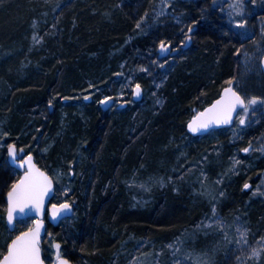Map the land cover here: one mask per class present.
<instances>
[{
  "label": "trees",
  "instance_id": "1",
  "mask_svg": "<svg viewBox=\"0 0 264 264\" xmlns=\"http://www.w3.org/2000/svg\"><path fill=\"white\" fill-rule=\"evenodd\" d=\"M103 1L74 0L62 6L56 13L62 28L49 30L47 36H42V45L30 51L32 25L44 12L47 11L48 16L53 14L52 3L0 0V51L12 52H6L0 59V68L9 70L14 66L7 76L0 72V77L9 83V91L4 97L0 95V127L9 133L7 143H15L33 155L36 151L30 148L31 143L40 139L41 147L46 150L45 161L37 156L34 158L40 169L50 171L48 163H51L53 168L68 172L73 166L72 199L78 205L74 208L78 217L69 234L57 239L63 254L73 264L84 261L75 253L77 249L87 257L88 264L105 263L101 254L107 248L104 244L119 230L125 232L126 238L132 236L155 244L188 237L190 250L204 253L219 247L215 264H234L233 260L231 263L225 259L224 248L218 245L211 229L203 228L210 214L205 200L194 201L190 192L179 185L180 191L169 187L155 195L147 208L132 210L126 204L124 181L135 175H169L175 162L173 158L177 157L174 149L182 142L180 137L192 142L188 143V147L193 146L192 150L197 149L192 156L195 161L206 151L200 146L202 138L187 133L186 124L215 100L222 88L230 86L227 79L235 72V64H227L226 56L223 58L226 45L221 42L218 30L227 35L231 46L232 43L235 46L236 40L212 16V0L182 2L190 15L186 27L192 20L197 24L193 26V41L187 47L190 51L182 61L173 64L159 88L162 105L152 109L127 101L107 114L97 101L104 95L116 98L117 90L104 88L94 97L79 102L80 94L90 84L106 87L118 64L132 57L134 49L157 52L161 39L166 43L167 39H172L175 45L183 36L176 27L165 25L124 44L142 14L140 6L139 10H132L127 8L130 2H124L119 10L113 11L109 22L104 14L107 9L101 5ZM207 12L212 14L205 18ZM122 45V55L114 56V62L109 61L113 48ZM227 45L230 49V44ZM205 50L211 51L209 57L222 56L221 62L198 64L206 58ZM23 62L25 66L21 70ZM49 99L53 100L52 106L48 105ZM79 104L82 108L77 111ZM263 132L264 120L249 124L234 149L238 151L249 146ZM0 153L5 155V149ZM72 161L75 163H70ZM263 171L264 156H256L249 161L247 170L226 177L229 181L225 184L222 204L245 213L251 229H259L261 235L264 233V206L247 204L250 192L243 185L254 186ZM204 172L211 178L219 173L206 162ZM4 175L0 169V201L5 208V195L19 177L7 181ZM57 228L48 225L41 240L46 264H52L47 236L51 231L57 232ZM106 260L111 261L110 257Z\"/></svg>",
  "mask_w": 264,
  "mask_h": 264
},
{
  "label": "rangeland",
  "instance_id": "2",
  "mask_svg": "<svg viewBox=\"0 0 264 264\" xmlns=\"http://www.w3.org/2000/svg\"><path fill=\"white\" fill-rule=\"evenodd\" d=\"M72 1L74 0H45L46 4L52 3V8H54L57 4H60L62 7ZM112 1L113 0H105L101 3V5L104 6L102 8H105V10L107 9L103 12L109 22H111L110 18L112 17L113 11L119 10L126 1L130 2L127 8H131L132 10L135 8L139 10L138 6H140L139 11L142 12L141 16H144L147 11L146 22L141 21V28H137L135 26L130 34V37L125 40L124 44L129 43L132 39L142 38L148 33L153 32V30L155 31V29L161 28L165 25L176 27L178 33H180L182 29L185 33H187L186 24L190 15L185 12V7L182 5V2L191 0H172V4L166 9L165 14L158 18L156 16V12L159 11L161 0H115V2L117 1L116 4H113ZM137 2H141L140 5H137ZM229 2L230 0H212L210 11H212L213 14L212 12H207L205 15V18H207V15L212 14V16L216 17V20H218L217 23L224 25L226 27L225 29H231L229 33L236 40L235 46L233 43L231 46V41L227 35L222 31L220 33L218 30L221 42L223 41L226 45V48L224 47L223 49V58L226 56L227 64H235V72L232 74V77H228L227 84H229L231 79V86L235 87L241 95H246L248 97L253 95L264 96V76L260 69V61L264 54V51L261 50L264 49V39H262L260 32L262 24L261 17H264V0H256L255 5L251 3V0H245L247 9L250 11V15L247 19L249 21V25L251 26V28L247 31H251L253 33L255 37L254 40L251 36H249L248 39H243L242 37L247 35V31L244 29H236L228 20L226 12L221 11L222 8H226ZM43 6L44 3L41 7ZM61 7L57 8L56 11H52L53 14L50 16H48L49 13L47 11H43L44 14L42 15V18L33 23L29 39L30 51L37 50V48L42 45L41 38L44 34L47 36L49 30L53 28H62L60 27L58 16H56L57 11L60 10ZM176 16L182 17V23L174 18ZM34 35L36 40L33 39ZM227 43L230 44V49H228ZM123 45L113 48L108 59L109 61L113 60L114 62L116 59L114 56L119 57L122 55ZM188 46H182L178 50L173 51H160L158 49L157 52L150 51L149 49H140V51L138 49H134L132 57L127 60H123L118 64L116 72L113 73L112 79L110 78L109 84L106 87H88L80 94L78 99L79 102H81V100H85V96L88 97L87 100L94 97L97 93L105 90L104 88L108 91L117 90V97H112L110 107L104 111L107 114H110L112 111L125 105L127 101H133L132 92L134 90L135 83L138 82L141 84L142 88L141 100L139 103L146 108L155 109V107H160L163 99L161 93L159 92V88L166 78L168 70L174 66L173 64H177L179 61H182L185 53L190 51L189 49L187 50ZM238 48L241 49L240 52H237ZM6 52L9 54L12 53L9 50L0 51V59L4 57ZM204 52L206 53V58H202L203 62L198 64L216 65L221 62L222 56H216L214 54V56L209 57V53H211V51L205 50ZM245 52L250 55L246 57ZM165 61H167L166 64ZM246 61L248 62L246 63ZM24 62L20 64L21 70L25 66ZM13 67H10V69L12 70ZM7 69V67L4 70L0 68V72L7 76V73L11 72L10 69ZM143 69H147V71H144ZM13 72H15L14 69ZM118 73H124V75H117ZM128 75L132 76V80L129 81L127 79ZM97 88L99 91H96ZM8 91L9 83H7V80L0 77V95L4 97ZM121 91L124 92L123 96L119 95ZM89 93H91V95H89ZM103 97L99 101H101ZM99 101H97L98 106L100 104ZM157 101H159V103ZM81 108L82 106L79 104L76 107V110L80 111ZM250 112L251 114L246 117L247 123L244 126L238 127V116L243 115L242 112H239L232 127L222 129V131L219 132L211 131L208 134L199 137L202 138L200 146H203L206 151L201 153L202 155L197 159V161H195V158H192L194 153L197 152V149L192 150L193 146L188 147V143L191 145L192 142H189L186 138L180 137L179 139L182 140V142L179 148L176 147V149H174L177 157L173 158L175 162L169 175H162L161 177L135 175L134 177L124 181L126 186L125 194L127 207L132 210L147 208L152 203L154 196L161 194L159 193L160 191H164L169 187H173V190L180 191V185V187L187 189V192H190V197L194 201L201 202L205 200L207 202L210 206L209 217L212 216L213 204H215V208L217 209L219 215L222 216L228 224H234L235 218L239 217L242 225L250 228L251 233L254 234V236L249 239L250 244L255 246V238L259 237L262 231L259 229H251L245 213H241V211L237 212L229 206H222L225 196V184L229 181L226 177H230V174L233 173L230 171L232 159L235 158L241 161V164L236 167L234 172L236 174L247 170L249 168V161L255 160L256 156H264V132L253 141L251 144L252 150L249 153H243L242 151L238 152L233 147L239 141L249 124H254L260 120H264V105L258 103L250 110ZM2 132L6 131L0 127V133ZM7 137L0 138V150L3 148L5 149V155L0 153V169L5 174V179L10 181L12 178H18L20 173L16 169L10 167L7 163ZM41 146V140L37 139L35 144L31 143L30 148L33 151H36V153L33 154L34 158L37 156L45 161L46 159L43 155L46 153V150ZM186 147H188L187 150ZM21 148L22 147H17V149ZM18 153L21 157L28 154L25 149L23 152L18 151ZM179 155L181 156L179 157ZM74 156L77 160L76 156H78V154L75 153ZM181 158L183 159L180 160ZM205 162L207 165L211 164L212 168L219 171V173L214 175V177L211 175L212 178L208 173L207 175L206 172H204ZM48 166H50V171H43L53 178L55 197L52 198L51 202H60L63 198H67L73 205V208H75V206L78 207L76 201L72 199L71 176L64 175L59 180H56L55 170L58 169L53 168L51 163H48ZM202 166L203 169H201ZM71 168H73V166H71ZM199 169L200 171H198ZM64 172L67 173L66 171ZM221 176L224 177L222 181L220 180ZM205 177H208L209 179H206ZM60 185H67L69 187V192L64 193ZM257 188H259L260 191H255ZM248 189L250 192V198L246 200V203L252 205L255 203V205L259 204L260 206H264V171L260 175L257 183ZM221 192H223V196L220 195ZM77 217V213H73L70 218L63 220L57 226V232H49L51 233V236H47L46 244L52 264L55 260V249L52 245L58 242L57 239L59 237L65 236L66 233L69 234V230L75 226V220ZM32 224L33 219L19 220L16 222L15 232L10 233L6 227L5 208L0 201V258L3 256V252L6 251V244L7 242H10V238H13L22 230H27L28 227L32 226ZM207 224L208 220L206 221V224L203 225V228H207L205 227ZM197 229L200 230L201 228ZM210 229V232L216 236V242H219L218 245L223 246V255L225 256V259H228V261L230 260L231 263L233 260L234 264H238L236 257L241 256V251L237 250L234 245L226 244L224 242L223 233L221 231L219 232L217 226L213 225ZM125 236L126 234L122 230L116 231L110 235L109 241L104 244L107 248L104 253H101L105 257V263L103 264H204L205 256L203 254L205 253L210 256L213 264H215L214 257L218 254L217 252L219 250V247L212 249L210 252L204 253H199L196 250H190L187 242L188 237L180 238L168 244H155L152 241L133 239L132 236L126 238ZM229 237L233 241L237 238L234 227L229 232ZM169 245H172V247L170 248ZM74 251H76L75 253H77L78 256L84 260L82 264H88V261H86L87 257L82 254L84 256L83 257L81 252H79V249ZM244 252L246 253L247 249H244ZM61 253L63 254L62 249ZM109 257L111 261L106 260ZM217 260L218 259H216V261ZM247 264H259V262H254L249 258Z\"/></svg>",
  "mask_w": 264,
  "mask_h": 264
},
{
  "label": "snow or ice",
  "instance_id": "3",
  "mask_svg": "<svg viewBox=\"0 0 264 264\" xmlns=\"http://www.w3.org/2000/svg\"><path fill=\"white\" fill-rule=\"evenodd\" d=\"M253 5L256 4V0H251ZM172 4V0H161V6L159 11L156 12L157 18L164 15L166 9ZM61 7L60 4H57L53 11H56L57 8ZM222 12H226L228 20L236 29L249 30L251 26L247 17L250 15V11L247 9L245 0H230L226 8L221 9ZM147 11L144 16H141L136 23L137 28H141V21L146 22ZM179 22L182 23V17H174ZM262 24L260 27V32L262 39H264V17H261ZM197 24L196 20H192L191 24L187 25V33L181 30L179 33L183 36V39H180L177 44L174 45L172 39H167V43L164 39H161L159 42L160 51H173L178 50L182 46H188L193 41L192 33L195 31L194 25ZM231 31V29H229ZM238 34V33H237ZM249 36L255 39L251 31H247V35H244L243 39H248ZM34 40L36 37L34 35ZM42 39V38H41ZM241 49H237V52H240ZM264 51V49H261ZM250 54L245 52V56ZM248 61H246L247 63ZM167 61H165V64ZM264 63V59H262ZM163 66V65H161ZM143 67V66H141ZM147 71V69H143ZM264 71V68L261 69ZM117 75L123 76L124 73H118ZM127 79L132 80V76L128 75ZM234 79V78H232ZM229 87L223 89V93L219 99L214 101L211 105L205 108L202 112H198L192 119L188 122V128L191 132L196 133L202 130H211L215 125L221 124H231L233 122V113L242 112L243 115L238 116V127L244 126L247 123L246 117L250 116V110L254 108L258 103L264 105V96H246L241 95L235 87L231 86V79L229 81ZM91 88H95V85H89ZM125 87V86H122ZM134 91L132 92L133 96L141 95V84L135 83ZM96 91H99L97 88ZM59 96V93H56ZM91 95V93H89ZM120 96L124 95V92L119 93ZM85 99L88 97L85 96ZM54 99V98H53ZM62 99H69V97H63ZM112 100V97L104 96L99 103H105ZM159 103V101H157ZM53 100L49 99L48 105L52 106ZM8 132L0 133V138L7 137ZM235 135V133H234ZM86 143V141H85ZM252 150L251 143L248 147H244L241 150L243 153H249ZM23 152L24 149H17L15 143L8 144L7 152L9 153L10 158L13 163H16L18 166L25 167L26 170L24 175L18 180L13 181L10 190L8 191L7 198V222L9 225H12L11 230H14L15 222H18V218L22 217L26 211H31L29 205L33 206L36 212H39L41 216L45 214V201L46 198L55 197V188L53 186V178L50 177L46 172L40 171L36 168L33 163V158L31 152L21 160H16L17 153ZM70 163H75L72 161ZM241 164V161L238 159H232V165L230 171L235 172L236 167ZM69 175L74 176L75 172L73 168H69L68 172L65 173L62 169L55 170L56 180H59L62 176ZM223 176L220 177V180H223ZM64 193L69 192V187L67 185H60ZM245 189L250 188L248 183L243 185ZM255 191H260L257 188ZM223 196V192L220 193ZM73 205L69 202L67 198H63L60 202H51L50 208V218L52 220H57L66 213L72 211ZM208 224L205 225L207 228H211L213 225L217 226L218 229L223 233V240L226 244L234 245V247L241 251V256H237L236 259L238 264H247L248 259H252L254 262H259V264H264V235L256 237V245L252 246L250 244V237L254 236L251 233L250 228L245 227L240 222V218H235L234 224H228L225 219L219 215L215 204L212 207V216L207 217ZM44 226L43 219H37L34 226H30L26 231H21L14 238H10V242L6 244V251L3 252V258L0 259V264H44V260L41 258V241L40 233L41 229ZM235 228L236 239L233 241L229 237V232ZM51 236V233H49ZM55 249V260L53 264H71V261L67 258L66 255L61 253V244L56 242L52 245ZM171 248L172 245H169ZM244 249H247V252H244ZM83 250V249H82ZM205 256L204 264H213L212 259L208 256L207 253L203 254ZM50 258V257H49Z\"/></svg>",
  "mask_w": 264,
  "mask_h": 264
},
{
  "label": "water",
  "instance_id": "4",
  "mask_svg": "<svg viewBox=\"0 0 264 264\" xmlns=\"http://www.w3.org/2000/svg\"><path fill=\"white\" fill-rule=\"evenodd\" d=\"M262 59H264V54H263V56H262V58H261V61H260V69L264 68V63H262ZM262 74H263V76H264V71H262ZM226 87H229V86H226ZM226 87H224V88H226ZM224 88H222V90L220 91L219 96H218L215 100H213L209 105H211L214 101H216L217 99L220 98V96H221L222 93H223V89H224ZM134 90H135V89H134ZM134 90H133V91H134ZM132 98H133V101H135V102H139V101L141 100V95H140V96H132ZM111 103H112V100H110V101H108V102H105V103H100L99 106H100V108H101L103 111H106V110L110 107ZM209 105H207L206 107H204V108H203L201 111H199V112H202V111H203L205 108H207ZM197 113H198V112H197ZM197 113H196V114H197ZM196 114H195V115H196ZM238 114H239V112H234V113H233V122H232L231 124H226V125H225V124L215 125V126L212 127L211 130H206V131H205V130H202V131H200V132H196V133L191 132V130L188 128V122L192 119V117H191L190 120H189V121L187 122V124H186V131H187V133H188L190 136H192V137H201V136H204V135L208 134V133L211 132V131L227 129V128H230V127L233 126L234 121H235L236 117L238 116ZM195 115H194V116H195ZM6 153H7V163H8V165H9L10 167L16 169V170L20 173V177H22V176L24 175V172H25L26 168H25V167H22V166H18L16 163H13L12 159H11L10 156H9V153L7 152V149H6ZM25 156H26V155H25ZM25 156L21 157V156H19V153H17L16 160H17V161H18V160H21V159H23ZM32 158H33V163L35 164L36 168H38V169H39L40 171H42V172H45V171H43L42 169H40V168L37 166V164H36V162H35V159H34V156H33V155H32ZM20 177H19V178H20ZM53 186H54V182H53ZM54 188H55V186H54ZM7 194H8V192H7L6 195H5V222H6V227H7L8 231H9L10 233H13V232H15L16 222H15V225H14V230H11V231H10V228H12V225H9V224H8V222H7V215H6V209H7V203H8ZM51 200H52L51 197H50V198H46V201H45V209H46V211H45V214H44L43 216H41V214H40L39 212H36L33 206L29 205V208L31 209V211H26V213H25L22 217H19V218H18V221H19V220H25V219H33V224H32V226L35 225V222H36L37 219H43V220H44V226H43V228L41 229V233H40V241L42 240V237H43V236L45 235V233H46V225H47V223H49L52 227H57V226H58L63 220L70 218V217L73 215V213H74V208H72V211H71L70 213H66L65 215L61 216V217L58 218L57 220H52V219L50 218V211L48 210V209L50 208ZM25 231H26V230H25ZM18 234H19V233H18ZM18 234H17V235H18ZM15 236H16V235H15ZM15 236H14V237H15ZM14 237H13V238H14ZM41 245H42V244H41ZM2 258H3V256H2L0 259H2ZM41 258L43 259L42 248H41ZM43 260H44V259H43ZM44 264H46L45 261H44ZM71 264H73V263L71 262Z\"/></svg>",
  "mask_w": 264,
  "mask_h": 264
},
{
  "label": "flooded vegetation",
  "instance_id": "5",
  "mask_svg": "<svg viewBox=\"0 0 264 264\" xmlns=\"http://www.w3.org/2000/svg\"><path fill=\"white\" fill-rule=\"evenodd\" d=\"M48 225H50V224H49V223H47V225H46V229H47V226H48ZM50 226H51V225H50ZM51 227H52V226H51Z\"/></svg>",
  "mask_w": 264,
  "mask_h": 264
},
{
  "label": "bare ground",
  "instance_id": "6",
  "mask_svg": "<svg viewBox=\"0 0 264 264\" xmlns=\"http://www.w3.org/2000/svg\"><path fill=\"white\" fill-rule=\"evenodd\" d=\"M100 107V106H99ZM101 109V108H100ZM102 110V109H101Z\"/></svg>",
  "mask_w": 264,
  "mask_h": 264
}]
</instances>
